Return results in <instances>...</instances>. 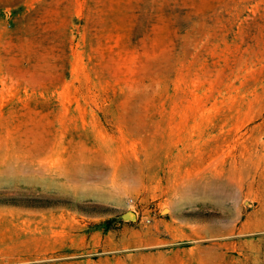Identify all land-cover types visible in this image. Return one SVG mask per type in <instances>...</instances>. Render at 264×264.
Instances as JSON below:
<instances>
[{
	"label": "rangeland",
	"instance_id": "374dc122",
	"mask_svg": "<svg viewBox=\"0 0 264 264\" xmlns=\"http://www.w3.org/2000/svg\"><path fill=\"white\" fill-rule=\"evenodd\" d=\"M0 264H264V0H0Z\"/></svg>",
	"mask_w": 264,
	"mask_h": 264
},
{
	"label": "trees",
	"instance_id": "16d2710c",
	"mask_svg": "<svg viewBox=\"0 0 264 264\" xmlns=\"http://www.w3.org/2000/svg\"><path fill=\"white\" fill-rule=\"evenodd\" d=\"M35 201V205L39 206V207H47V206H51V205H58V204H64L65 201H61V200H45V199H38V200H34ZM81 212H87L86 209H82L85 207H79Z\"/></svg>",
	"mask_w": 264,
	"mask_h": 264
},
{
	"label": "water",
	"instance_id": "95a60500",
	"mask_svg": "<svg viewBox=\"0 0 264 264\" xmlns=\"http://www.w3.org/2000/svg\"><path fill=\"white\" fill-rule=\"evenodd\" d=\"M125 215L127 216V217H130V218H132L133 216H134V213L132 212V211H126V213H125Z\"/></svg>",
	"mask_w": 264,
	"mask_h": 264
},
{
	"label": "built area",
	"instance_id": "2783aa9c",
	"mask_svg": "<svg viewBox=\"0 0 264 264\" xmlns=\"http://www.w3.org/2000/svg\"><path fill=\"white\" fill-rule=\"evenodd\" d=\"M145 221H148V219H145Z\"/></svg>",
	"mask_w": 264,
	"mask_h": 264
}]
</instances>
